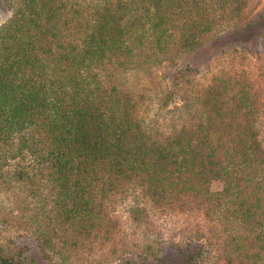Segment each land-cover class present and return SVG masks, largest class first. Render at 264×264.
Instances as JSON below:
<instances>
[{"label":"trees","instance_id":"16d2710c","mask_svg":"<svg viewBox=\"0 0 264 264\" xmlns=\"http://www.w3.org/2000/svg\"><path fill=\"white\" fill-rule=\"evenodd\" d=\"M252 1L3 0L13 15L0 25V188L26 196L25 232L0 244V264H90L118 237L132 190L161 211L203 216L226 264H264V68L233 58L193 102L180 70L164 104L182 96L189 115L168 130L148 122L128 82L176 66ZM148 248L131 264L205 257L201 237Z\"/></svg>","mask_w":264,"mask_h":264},{"label":"rangeland","instance_id":"374dc122","mask_svg":"<svg viewBox=\"0 0 264 264\" xmlns=\"http://www.w3.org/2000/svg\"><path fill=\"white\" fill-rule=\"evenodd\" d=\"M9 11L12 12L0 0V12L4 13L5 21L10 18L7 17ZM262 12L264 0H253L241 21L226 28L203 47L180 57L176 66L166 62L154 67L151 72L131 75L128 79L129 85L145 95L143 115L148 122L168 130L178 122L180 115H189L184 108L182 96L171 99L167 107L164 104L180 70L186 73L183 86L189 90L191 98V94L194 95L193 90L209 86L213 77L224 66H230L233 58H237L241 68L247 67L256 72L264 68V20L260 19ZM235 50H239L235 57L224 55L227 58L222 59L225 52ZM244 56L246 60L242 61ZM193 101L194 96L190 99V102ZM184 103L186 104L185 101ZM222 189V183L213 185L214 191ZM15 190L0 188V244L7 246L18 244L21 234L25 232L17 224L16 217L21 215L20 210L26 195L22 189L19 193ZM135 209H141L142 213L135 214ZM117 214L122 222L118 237L105 251L98 249V253L91 256L90 264H131L141 261V254L144 255L150 245L159 248L162 244L169 249L175 243H185L197 237H201L205 246V257L200 264H226L217 255V245L211 240L210 228L203 216L161 211L134 190L120 198ZM183 259L178 253L169 251L166 260L161 263L180 264Z\"/></svg>","mask_w":264,"mask_h":264},{"label":"clouds","instance_id":"9594fccd","mask_svg":"<svg viewBox=\"0 0 264 264\" xmlns=\"http://www.w3.org/2000/svg\"><path fill=\"white\" fill-rule=\"evenodd\" d=\"M13 15V13L11 11H9L7 13V17H11ZM5 22V15L3 12H0V25H2Z\"/></svg>","mask_w":264,"mask_h":264}]
</instances>
